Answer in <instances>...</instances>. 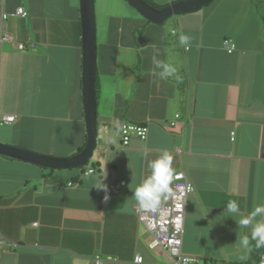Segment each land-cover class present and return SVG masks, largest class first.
<instances>
[{"label":"crops","instance_id":"0c3cea01","mask_svg":"<svg viewBox=\"0 0 264 264\" xmlns=\"http://www.w3.org/2000/svg\"><path fill=\"white\" fill-rule=\"evenodd\" d=\"M150 1L163 8L179 0ZM262 2L214 0L156 25L124 0H94V160L50 169L0 155V264H93L95 256L134 264L136 255L141 264H171L162 249L148 247L151 236L133 212L132 192L162 149L193 185L182 252L215 264L244 263L248 252L238 241L250 229L223 210L236 201L247 215L264 203ZM20 6L28 17L14 14ZM2 13L8 17L0 33L14 41L0 42V116L15 121L0 125V142L56 158L79 153L87 141L79 0H0ZM180 33L192 37L187 50ZM224 39L232 40L233 52L223 49ZM17 42L34 46L19 51ZM152 44L176 76L151 74ZM123 123L146 126V139L133 136L122 146L113 129ZM105 124L115 142L103 139ZM88 168L95 173L83 175ZM104 172L107 201L93 188Z\"/></svg>","mask_w":264,"mask_h":264},{"label":"water","instance_id":"95a60500","mask_svg":"<svg viewBox=\"0 0 264 264\" xmlns=\"http://www.w3.org/2000/svg\"><path fill=\"white\" fill-rule=\"evenodd\" d=\"M147 21L161 25L170 17L198 10L214 0H179L163 8L150 6L144 0H124ZM82 28V105L87 141L83 150L73 156L56 158L0 142V155L29 162L50 169H69L85 166L92 158L98 144L96 124L95 75H96V24L94 0H79Z\"/></svg>","mask_w":264,"mask_h":264},{"label":"built area","instance_id":"2783aa9c","mask_svg":"<svg viewBox=\"0 0 264 264\" xmlns=\"http://www.w3.org/2000/svg\"><path fill=\"white\" fill-rule=\"evenodd\" d=\"M14 14L20 18L28 17V12L22 6L15 9ZM8 15L6 13L1 14V21L6 20ZM14 38L7 32L0 33V42H13ZM34 46L33 42L23 43L17 42L16 47L19 51H25L28 48ZM222 47L228 53H231L235 49V45L231 39H224ZM179 116L176 115L175 118ZM15 121L14 115L3 114L0 116V125L11 124ZM175 121L170 123V126H174ZM101 134L104 140L111 141V126L108 124L102 125ZM115 133L119 135L120 143L122 146L128 145L130 139L135 136L140 140H145L148 134V128L143 125H137L133 123H123L113 129ZM89 170H92L91 173ZM95 170L88 168L84 171L83 175L93 174ZM105 173V172H104ZM177 179L174 182L175 197L170 200L168 204L162 205L160 213L153 214L149 217L141 215L133 206V212L138 221L145 226L146 230L151 236V240L148 244L150 249L160 248L166 254L171 264H214L213 262H204L200 257L194 255L184 254L182 252V238L184 230V218L186 210V202L190 193L193 191V185L190 183L185 173L182 171L176 172ZM125 182L121 181L120 185H124ZM113 191L117 192V189L113 186L110 187ZM36 225V224H34ZM4 240L0 239V244H3ZM93 264H107L113 259L107 257L102 260L99 256H95ZM142 257L136 255L134 258V264H141ZM257 264H264V255L261 256Z\"/></svg>","mask_w":264,"mask_h":264},{"label":"clouds","instance_id":"9594fccd","mask_svg":"<svg viewBox=\"0 0 264 264\" xmlns=\"http://www.w3.org/2000/svg\"><path fill=\"white\" fill-rule=\"evenodd\" d=\"M173 35H176L173 30ZM192 37L184 33L178 36L179 44L186 50L191 47ZM153 55L151 57L152 69L151 74L157 79H167L176 76L177 68L164 60L159 59L160 50L155 44L151 45ZM179 77H177L178 79ZM99 134V130H98ZM111 142H115V137L109 138ZM173 155L167 149L160 150V154L148 161V174L136 185L132 192V196L136 202V208L139 213L145 217L160 213L162 205L165 200L173 199L175 197L174 182L177 179V174L173 168ZM92 170H89L91 173ZM102 180L97 179L93 188L103 191L104 201L109 199L107 185ZM229 214H239V226L241 228H249V235H241L239 237V247L245 252L251 251V242L255 241V247H264V203L257 204L251 212L243 215L240 211V206L236 201H229L226 209ZM241 260L247 259V255H241Z\"/></svg>","mask_w":264,"mask_h":264},{"label":"trees","instance_id":"16d2710c","mask_svg":"<svg viewBox=\"0 0 264 264\" xmlns=\"http://www.w3.org/2000/svg\"><path fill=\"white\" fill-rule=\"evenodd\" d=\"M144 1L146 3H148L152 7H155V8H158V9L162 8V7L154 5L150 0H144ZM96 87H97V81L95 79V100L97 102V90H96ZM84 146L78 152H81L83 150ZM262 255H264V247L256 248L255 247V241H252L251 242V251L248 252V259L244 263H238V264H257L259 262V260H260Z\"/></svg>","mask_w":264,"mask_h":264},{"label":"rangeland","instance_id":"374dc122","mask_svg":"<svg viewBox=\"0 0 264 264\" xmlns=\"http://www.w3.org/2000/svg\"><path fill=\"white\" fill-rule=\"evenodd\" d=\"M108 0H104V2L106 3ZM110 1V0H109ZM119 1H121V0H119ZM96 2H97V5H98V0H96ZM263 6H264V0H263ZM208 5V4H207ZM263 21H264V15H263ZM94 160V158H91L90 160H89V162L87 163V165L88 164H90L92 161ZM215 264V263H214Z\"/></svg>","mask_w":264,"mask_h":264}]
</instances>
